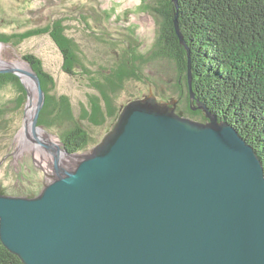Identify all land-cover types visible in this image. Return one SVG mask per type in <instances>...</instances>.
I'll return each mask as SVG.
<instances>
[{
    "label": "water",
    "instance_id": "obj_1",
    "mask_svg": "<svg viewBox=\"0 0 264 264\" xmlns=\"http://www.w3.org/2000/svg\"><path fill=\"white\" fill-rule=\"evenodd\" d=\"M175 28L190 58L178 15ZM27 65L0 58V73L26 86L23 131L59 173L38 194L0 191L1 240L25 264H264V166L234 126L206 104L194 108L204 122L178 113L177 99L146 97L90 153H71L39 134L46 93ZM26 80L38 97L30 115Z\"/></svg>",
    "mask_w": 264,
    "mask_h": 264
},
{
    "label": "trees",
    "instance_id": "obj_2",
    "mask_svg": "<svg viewBox=\"0 0 264 264\" xmlns=\"http://www.w3.org/2000/svg\"><path fill=\"white\" fill-rule=\"evenodd\" d=\"M156 2L152 11L161 17V22L159 35L152 47L144 52L140 45L131 48L129 57L138 59L137 64L132 62V65L125 58L124 62L117 63L104 76L103 82L94 79L92 74L95 72L84 61L85 54L81 53L80 45L66 34L63 19H57L46 27H33L14 34L0 33V42L18 45L47 32L64 55L65 72L75 75L82 69L90 75L98 94H90V108L83 107V112L84 117L97 125L117 118L122 111L118 110L116 94L125 84L126 77L135 76L142 80L144 64L170 59L178 68L180 97L188 103L187 114L206 121L203 110L193 109L200 103L206 104L220 121L234 126L255 148L264 166V0H178V8L174 0ZM176 15L191 48L190 58L176 33ZM22 59L38 73L46 93L39 125L64 128L59 133L63 147L71 153L83 151L90 143L89 131L72 115L68 97L61 95L62 100L59 101L60 98L54 96L52 90L56 81L38 55L25 53ZM5 84H10L16 95L0 103V141L7 140L14 148L16 133L23 123L28 93L20 77L15 74L0 73V85ZM191 101H194L192 105ZM8 114L10 117L7 119ZM60 124L63 126L58 128ZM0 264H25L4 245L1 237Z\"/></svg>",
    "mask_w": 264,
    "mask_h": 264
},
{
    "label": "rangeland",
    "instance_id": "obj_3",
    "mask_svg": "<svg viewBox=\"0 0 264 264\" xmlns=\"http://www.w3.org/2000/svg\"><path fill=\"white\" fill-rule=\"evenodd\" d=\"M156 4V0H0V33L14 34L33 27H46L57 19H63L66 34L80 45L81 53L85 54L84 61L95 72L92 74L94 79L103 82L104 76L117 63L122 60L124 62L125 58L132 65L137 64L138 59L129 57L131 48L140 45L142 52L150 50L160 32L161 17L152 11V6ZM25 53L38 55L43 60L45 69L54 76V96L60 98L59 101L62 96L68 97L72 115L90 135V143L80 152L90 153L114 129L121 112L117 118H111L100 125L84 117L83 107L90 108V94H98V90L92 84L90 75L82 69L75 75L65 72L64 55L47 32L26 39L18 45L0 43V58L3 60L25 64L22 59ZM143 69L142 80L135 76L125 78V84L116 94L118 110H123L133 100L146 97L160 102L177 99L179 102L176 111L186 116L188 103L180 97L176 63L170 59H160L144 64ZM26 81L33 99L28 107L30 115L38 97L34 94L30 81ZM15 95L10 84L0 85V103ZM193 102L191 101V105ZM197 110L200 109L195 111ZM9 117L8 114L6 118ZM187 117L193 118L188 114ZM69 123L70 121L66 125ZM62 126L60 124L58 128ZM22 127L23 123L16 133L14 148H11L7 140L0 141V162L9 152L13 153L1 165L0 191L21 196L34 195L40 192L46 181L53 180V176L59 172L47 150L42 147L35 148L26 134H23ZM41 127L51 139L58 144L62 142L59 133L64 128H48L44 125Z\"/></svg>",
    "mask_w": 264,
    "mask_h": 264
},
{
    "label": "bare ground",
    "instance_id": "obj_4",
    "mask_svg": "<svg viewBox=\"0 0 264 264\" xmlns=\"http://www.w3.org/2000/svg\"><path fill=\"white\" fill-rule=\"evenodd\" d=\"M18 65H20L21 64V66H22V68H24V69H29V66L25 63V64H23V62H16ZM29 81V80H28ZM34 92V91H33ZM35 94V93H34ZM36 98V97H35ZM32 101H33V99H31V101L29 102V104H32ZM36 102V101H35ZM34 105V104H33ZM36 106V105H35ZM35 106H33V109L35 108ZM32 111V110H31ZM29 113V112H28ZM40 133L39 134H41L43 137H45V138H49V139H51L50 138V136L45 132V131H39ZM23 134H25L24 133V131H23ZM21 136V135H20ZM51 140H53V139H51ZM54 142L56 143V144H58L57 143V141H55L54 140ZM35 148H37V147H35ZM42 151V150H41ZM60 155L62 156V158H64V160L66 161H70V162H74V161H76L80 156H69V155H66L64 152H62V151H60ZM50 164V163H49Z\"/></svg>",
    "mask_w": 264,
    "mask_h": 264
},
{
    "label": "flooded vegetation",
    "instance_id": "obj_5",
    "mask_svg": "<svg viewBox=\"0 0 264 264\" xmlns=\"http://www.w3.org/2000/svg\"><path fill=\"white\" fill-rule=\"evenodd\" d=\"M10 157H11V155L8 154L6 157H4V158L2 159V161L0 162V168H1L2 163H3V162H6Z\"/></svg>",
    "mask_w": 264,
    "mask_h": 264
}]
</instances>
